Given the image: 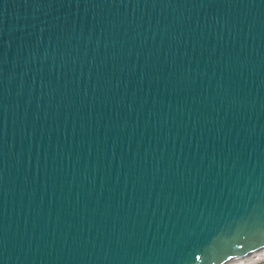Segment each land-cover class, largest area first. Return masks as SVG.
Returning <instances> with one entry per match:
<instances>
[{
	"label": "water",
	"instance_id": "1",
	"mask_svg": "<svg viewBox=\"0 0 264 264\" xmlns=\"http://www.w3.org/2000/svg\"><path fill=\"white\" fill-rule=\"evenodd\" d=\"M262 250L264 0H0V264Z\"/></svg>",
	"mask_w": 264,
	"mask_h": 264
},
{
	"label": "bare ground",
	"instance_id": "2",
	"mask_svg": "<svg viewBox=\"0 0 264 264\" xmlns=\"http://www.w3.org/2000/svg\"><path fill=\"white\" fill-rule=\"evenodd\" d=\"M262 261H264V250L254 254L252 256L231 262L229 264H257V263H260Z\"/></svg>",
	"mask_w": 264,
	"mask_h": 264
},
{
	"label": "rangeland",
	"instance_id": "3",
	"mask_svg": "<svg viewBox=\"0 0 264 264\" xmlns=\"http://www.w3.org/2000/svg\"><path fill=\"white\" fill-rule=\"evenodd\" d=\"M257 264H264V261L260 262V263H257Z\"/></svg>",
	"mask_w": 264,
	"mask_h": 264
}]
</instances>
